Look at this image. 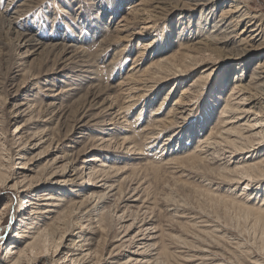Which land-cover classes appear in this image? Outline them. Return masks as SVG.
Instances as JSON below:
<instances>
[{"label":"rangeland","instance_id":"1","mask_svg":"<svg viewBox=\"0 0 264 264\" xmlns=\"http://www.w3.org/2000/svg\"><path fill=\"white\" fill-rule=\"evenodd\" d=\"M151 1L122 0L116 14L113 12L121 0H5L0 5V218L3 223L0 228V264L8 262L9 255L6 254L9 244L16 246L19 252L29 249L33 242L29 237L40 232L45 223L48 233H43L37 250L33 253L26 250L28 255L24 259L26 263L32 261L27 264H53L52 255L56 250H53V246L60 245L58 239L75 226L76 217L69 211H61L59 216H55V221H49L46 216L31 213V208L27 206L22 211L20 206L25 196L21 192L25 184H21V177L16 173L19 171L17 167H33L31 177L39 185L43 184L45 189L42 192L50 186L48 178L54 172L53 160L63 156L70 158L71 154L76 160V168L88 165L99 170L103 162L109 166L108 172L99 175L101 178L96 182L106 178L118 187V191L124 192V199L136 189L140 202L148 206L149 215L152 214L149 217L155 221V226L161 232L171 237L180 236L181 233L191 235L190 233L196 232L189 224H194L195 218L204 217L206 225L213 227L205 230L207 234L202 241H198L197 247L199 244L206 246L210 242L214 243L222 264H264V222H258L253 214H247L245 209H237L229 201L231 196H238L242 192L245 184L227 194L225 183L214 182L213 176L202 170L203 167L195 168L187 158L183 159L195 151L198 140L203 139L218 121L219 108L214 112L209 125L204 122L209 102L213 99L211 89L219 84L218 79L225 75L227 69L235 70L243 57L209 48L205 42L203 45L199 44V39L209 32V27L204 29L203 22L199 20L202 7L166 0V8L158 10L160 12L156 14ZM239 1L246 3L251 13L264 17V0ZM223 2L224 0L218 2L219 7L212 14L216 20H219L226 6ZM46 4L49 5L47 11L58 10V19L51 25L38 23L48 18ZM103 8L106 9L105 18L101 17ZM136 10L140 14L145 10L153 14V18L149 16L150 23L146 26L148 29L143 30L141 28L145 25L135 23L138 15ZM14 12L19 16L14 15ZM110 15L114 19L109 26L105 22ZM15 16L17 21L11 27L8 19ZM210 21L208 26L215 22L213 18ZM123 25L126 26V31L118 35L117 28ZM30 32H34L42 44L19 48L17 36ZM63 42H72L74 47L62 54L50 49V46L56 43L63 45ZM78 49L84 50L91 58L87 68H78L80 63L74 60ZM163 50L165 53L161 56L168 58L175 70L193 63L200 64L198 69H191L187 74V85L199 79L197 104H200V108H197V104L193 106L195 116L187 123L186 120H178L179 126L185 129L184 132H180L182 128L175 125L177 121L174 122L170 113L178 105L181 108L189 104L190 97H187L186 105H175L183 92L182 88L186 87L178 86L179 83L174 82V79L167 80L169 77L165 76L152 80L154 71L151 67L160 59V52ZM260 54L255 51L244 57L250 61L246 69L254 68ZM66 68V71H60ZM213 70L215 72L212 73ZM248 76L249 73L246 74ZM233 78L232 75V82ZM232 82L225 85L220 104L227 101ZM94 84L100 86L98 91H94L96 98L91 96L87 100L84 95L91 92L90 87ZM74 85L81 86L74 92L75 95L63 98L59 113L54 115L47 110L46 105L53 98L52 90H66L75 87ZM147 85L156 87L151 90ZM172 86L174 90L168 96L167 90ZM153 91L158 95L151 96ZM25 94L30 96L32 108L30 107L29 113L24 117H15L20 110L17 105ZM91 100H94V106L77 121L75 113L82 106L80 103ZM161 103L160 119L167 122L164 129H160L158 139H149L156 127L153 114ZM25 108L22 107L21 110ZM24 124V141L18 142L14 128ZM202 126L206 127L199 134ZM192 128L194 132L189 137L188 130ZM43 130L54 138V144L45 145L33 153H26V160H14L27 138ZM197 132L199 135L195 137ZM133 141L138 147H134ZM182 146L187 148V153H182L178 156L179 161L175 162L173 154L180 152ZM92 157L97 161L85 163ZM66 159L60 164L65 161L67 163ZM60 164L57 166H61ZM190 170L196 173H190ZM86 180L84 178L71 187H65L67 202L73 198H83L84 193L81 190L85 188ZM209 182L211 184L207 185ZM217 187L220 190H215ZM73 193L76 197H72ZM35 195L32 194L31 198H36ZM246 197L248 196L242 198ZM246 200L250 202L247 203L248 206L257 209L264 200V189L255 198L252 196ZM122 201L107 199V204L101 206L98 200L93 199L86 205V209L95 216L94 220L92 218L94 225L90 231L94 238L92 248L97 253L96 259L102 260L100 264H108L103 259L109 254L127 256L126 251L132 249L128 248V242L125 241L135 235L144 218L140 214H127L126 220L129 221L121 223L117 217L122 214ZM5 207L8 208L5 210ZM176 207L187 211L188 217L182 220L183 226L168 212V209L173 210ZM37 208L34 210L40 212L45 207ZM73 230L75 233L79 232V229ZM157 243L160 256L155 264H209L197 260L194 252L186 253L187 257L173 255L170 247V252H167L166 246L171 243L168 236L160 238ZM131 247L136 249L135 245ZM64 251L63 248L59 249L54 264H63L62 257L66 254ZM35 257H38L37 261ZM116 261L121 264L124 258L119 256Z\"/></svg>","mask_w":264,"mask_h":264},{"label":"bare ground","instance_id":"2","mask_svg":"<svg viewBox=\"0 0 264 264\" xmlns=\"http://www.w3.org/2000/svg\"><path fill=\"white\" fill-rule=\"evenodd\" d=\"M177 1L188 4L191 3L192 6H196L198 8L202 7L199 20L203 22L204 29H207L209 27L208 28L209 32L208 35H204L201 37L202 39H199L200 45H203V43L205 42L206 46L209 48L224 50L225 52L228 53L229 52L234 53L235 56L237 57L240 58L243 57L242 58L243 60H241L237 64L235 70L231 71L227 69L225 75L221 79H218L219 84H217L215 88L211 89L210 93L213 99L211 100V102H209V108L208 110H206L208 114L207 117L205 116L204 122L207 123V125H209L210 120L214 115V112L216 113V111L219 108V118L217 121L218 126L216 123L212 128H210L208 134L205 137H203V139L201 140L197 139L198 144L195 151L190 154H187V156H185L183 159L187 158V160L190 161L191 164L193 163L195 165V168L196 166L197 168L203 167L202 170H205L208 174L210 173L211 176H213L212 178H214L213 179L214 182H218L220 184L225 183L226 184L225 192H227V194L234 192L239 185L245 184L244 188L242 187L243 188L242 192L238 196L235 197L231 196L232 199L229 200L230 204L232 206H236L237 209H245L247 214H253L258 222H264V200L257 209H254L255 207L253 208L248 206L247 203L250 202L249 200H246L247 198L252 196H254L255 198L256 196H258L260 191L264 189V19H263L264 17L258 13H251L249 8L247 7L248 5H245L246 3L243 4V2H240L239 0H224L223 5L226 6L222 10L223 12H221L222 14L220 18L218 17L219 20H216L212 16V14L219 7L218 2L220 0H177ZM151 2H153L152 3L154 9L153 12L156 14L160 12L158 10L165 9L168 3L166 2V0H152ZM121 3L122 0L120 4L116 6L113 14H116V11L120 7ZM105 10L106 9L103 8V13L101 14V17L103 18L106 17ZM135 13L138 14L137 18L135 19V23H139V24L142 23V25H145L143 28H141L143 30L148 29V27L146 26L148 23H150L149 16L152 17L153 14L151 13L149 14V11L146 10L145 12H143V14H140L138 10H136ZM14 15H16L17 17L19 16L17 12H14ZM16 16L13 17L12 19H8V22L10 23L9 26L13 27L12 24L16 23L17 21ZM211 18H213V20L216 21L214 22V24L208 26L209 23L211 22L210 21ZM113 19H114L113 15H110L109 19L107 20V22H105V24L110 26ZM118 27H120L117 28L118 35L126 31L125 30L126 26L123 25ZM41 44H42L41 40H39V38L36 37V34L34 32L25 33L17 36V46L19 48H23V47L28 48L33 46H39ZM73 47L74 46L72 45V42L67 44L63 42V45L56 43L50 46V49H52L53 52L62 54L67 52L68 49ZM255 51L261 54L259 57H257L256 59L257 64L254 66V68L248 70L246 69V67L250 61L248 62L244 57H247L250 53H253ZM160 53H159L160 59L157 61L155 65L153 64V66L151 67V69L154 71V73L152 74L153 75L152 80L158 79L160 78V76L163 77L165 76V78L169 77L167 80L174 79L175 80L174 82L179 83L178 86L180 85L186 87V88H182L183 92L181 96H179L180 99L176 100L177 102L175 105L178 104H180V106L186 105L185 100L187 99V97L188 98L190 97V101L189 104H187V106L180 108L178 107L179 106L178 105L177 108H175L173 112L171 111L170 113L172 114V119H174V122L177 121L175 125L182 128L181 125L179 126L178 120L181 121L186 120L187 123L189 120H192L194 118L195 116V114H193L195 111L194 105L198 103L197 97L199 95L198 87H197L198 86L197 82L199 81V79H196L194 80L195 81L194 83L187 85L186 84V80L188 77L187 74L189 71H192L195 68L198 69L200 64L193 63L190 66H185L183 68L180 67V69L177 68L175 70L170 65L169 63L170 60L165 56H161L163 55L162 53H165V51L163 50ZM75 55L76 56L74 57V60H77V62L80 63L78 68H82V69L87 68L88 66L86 65L90 63L91 58L86 55V52L82 49H78L75 52ZM261 56L263 57L261 58ZM189 59L191 60L192 57H190ZM66 70L67 68L60 71H66ZM77 71H82V70H77ZM242 71H244V73H242ZM213 72H215V70H213L212 73ZM247 73H249L248 77H246ZM232 75L234 76L233 82H232ZM132 76L133 75H131V77ZM61 82H63V80ZM230 82H232L231 84L232 89L228 91L227 94L229 95V97L227 101L222 103L223 104L222 105L220 104V99L223 94V90ZM80 86L81 85H78V87L75 86L66 90L61 88L57 90H52L51 92L53 93V95L51 97L53 98L52 101L50 102L48 101L49 103L46 105L47 110L51 111V113L54 115L55 113H59L60 109L62 108L63 98L66 96L75 95L74 92L77 91ZM99 87H100L99 84L92 85L90 87L91 92H88L89 94L84 95V97H86L87 100H89L90 98L88 99V97L91 96L93 98H96L94 91H96ZM154 87L156 86L148 87L147 85V88H150L151 90H153ZM173 90H174V86L170 87L167 90L169 91L167 95L169 96ZM154 91L151 94V96L158 95ZM27 94L21 97V102L17 105V108H19L20 110L17 112L15 117H24L27 113H29L31 107L30 104L32 100L30 99V96ZM93 102L94 100H91L90 102L86 101L80 103V105L82 106L80 107L78 112L75 113L76 116L75 118L77 119V121H80L83 118L84 114H86V111L88 112V110L92 106H94L92 105ZM162 105L163 104L161 103L158 109L156 110L157 112L155 111V114H153L155 116L154 120L156 127L153 128L155 132L154 134H150L152 136H150L149 139H154V140L158 139V135L161 134L160 129H164V126L166 125L167 121L160 119L161 116L160 111L162 110ZM199 106L200 104L198 105L197 108H200ZM22 107H26V108L21 110ZM205 127L202 126L199 129L198 131L199 134L203 132ZM14 129H15L14 135L17 137L18 142L24 141V135L26 134V125L24 124ZM181 130L182 131L180 132L185 131L184 128H182ZM193 132H194L193 128L188 130V133H190L189 137H192ZM198 132L197 135H195V137L199 135ZM53 139L54 138H52L49 132H47L46 130L31 134V136H29L25 141L24 146L19 151H17L14 160H18V161L26 160L25 159L26 153H31V152L33 153L34 151L42 148L45 145L54 144ZM132 144L134 145V147H138V144H136L135 141H133ZM186 149L187 148H185V146H182L180 152L173 154V156H175V158H173L175 162L179 161L180 158L178 156H181L182 153H187V151L185 152ZM135 154L136 151L134 155ZM70 156H71L70 158L66 157L67 159L65 158V156H63V157H56L53 160L54 172H52V174L48 178L50 180L49 182L50 186H47V189L42 192L41 190L45 189L43 184L39 185V183L34 182L33 177H31V173H33V167L32 168L27 167V165L17 167L19 171L18 173H16L21 177V184H25L24 189L22 187L23 190L21 192L22 195L25 196V199L23 200L22 205L20 206V208H22V211L26 210L24 209V206L25 207L27 206L28 208H31V213L33 212L36 214H40L42 216H46V219L49 221H55L54 219L55 216H59L61 214L60 213L61 211L62 212L69 211L70 213L73 214V216L75 215L76 217V219L73 217L76 220L75 226L71 227L69 231L66 234H64V236H61L58 239L60 245L59 246L52 245L53 250L54 248L56 249L52 255L53 264L54 262H56L54 258L55 255L58 254L60 248H63L65 250L64 252H66L65 256L63 255L62 257L64 261H62V259L60 260L62 261L63 264H100V262L102 261V260L98 261L96 259L97 253L92 248L93 246L92 240L94 238L92 236L93 234L91 233L90 229L94 225V223L92 222V218L94 220L95 216L93 215L92 212H90L89 209L88 210L86 209L87 203H89L93 199H96V201L98 200L101 206L107 204L106 203L107 199L109 200L118 199L119 201L123 200L121 203L122 210H120L122 214H120L117 217L121 223H125V222L127 223V221H129L126 220L127 214H140L144 217L135 235L130 237L129 241L128 240L125 241L128 242L129 247L128 246L127 247L132 250L126 251L127 256L114 254V253L109 254L106 259H103L106 261V263L117 264L116 261L117 258L119 256H122V258H124V261L121 264H155L160 256V250L157 241L164 236H168L169 241L171 242L169 244L170 246H166L168 247L166 248V251L170 252V249H172L173 255L187 257L188 254L186 253L194 252L197 260H200L202 262H209V264L221 263L219 255L217 254L218 251L213 246L215 245L214 243L210 242V244L206 246L203 245L200 246L199 244V247H197L198 241H202L203 237L207 234L206 229H208V227H213L212 225L209 226L206 225L207 222L204 217L195 218L196 221H194V224H189L190 227L196 233H190L191 235L181 233L180 236L176 235L171 237L166 233L161 232L158 226H155L156 225L155 221H153V219L149 217L152 215V214L149 215L150 209L148 208V206H146L145 203L140 202L141 199L136 189L132 187L134 189L132 190V194L130 193L131 195L129 194L130 196L127 199H124V192L118 191L117 189L118 187L115 186L114 183L109 182L106 178H102L99 182H96L98 178H101V176L99 175L108 172L107 170L109 166H107L103 162L102 166L99 167V170H95L92 167H88V165H84L83 167L76 168V166H74L76 160L74 159V156L72 154ZM63 159L64 160L66 159L67 163L65 161V163L64 164L62 163L61 165L60 163L62 162ZM232 159L235 160L233 162H230L232 161ZM88 161L96 162L97 160L95 157H92L89 158L85 163H87ZM58 164H60L61 166L58 167L57 166ZM189 172L196 173L195 171H191V170ZM84 178H86L87 180H86L85 188L81 190V192L84 193L83 198L82 199L80 197L73 198L72 200L67 202L66 200L67 197L65 196L66 195L65 187L67 186L71 187L79 180H82ZM210 184L211 183L209 182V184L207 185ZM215 190H220V188L217 187L215 188ZM32 194H36L35 195L36 198H31ZM244 196H248V197L242 198ZM72 197H76V194L73 193ZM37 207H45V208L43 210H40V212H37V210H34V209H38ZM177 207L173 210L168 209V212L172 213V216L177 218L178 220L177 222L180 226H183L184 223L182 220L186 219L188 217L187 216L188 214L185 209L182 208L180 209ZM6 208L8 207H5V210ZM119 213L120 212H118V214ZM213 223L215 224L216 222L213 221ZM2 224H3L2 218H0V228L3 226ZM47 227L48 226L45 223L40 232L38 231L34 235H32L31 238L29 237V239L33 240V242L29 245V249L27 247L26 248L30 250L31 253L37 250L43 233H48L49 229ZM73 229H77V230L79 229V232L75 233ZM190 236L193 238L191 239ZM51 241L52 240H50V242ZM132 245L133 246L135 245L136 247L135 250H133L134 247H131ZM26 250L19 252L16 246H13V244H9L7 246V254H6L9 255L7 258L8 262L5 264H27L29 262L31 263L32 261L26 263V260L24 259V257L26 258V255H28L26 254L28 250L27 251ZM46 252L48 253L47 249ZM10 255L12 256L10 257ZM32 255L33 254H31V256ZM37 260L38 257L36 258L35 261Z\"/></svg>","mask_w":264,"mask_h":264},{"label":"snow or ice","instance_id":"3","mask_svg":"<svg viewBox=\"0 0 264 264\" xmlns=\"http://www.w3.org/2000/svg\"><path fill=\"white\" fill-rule=\"evenodd\" d=\"M4 2H5V0H0V5H3ZM14 7H15V5H14ZM48 8H49V5L46 4L45 5L46 11L48 10ZM57 12H58V10L47 11V17L48 18L47 19H43L42 21H38V23L43 22V23H47V24L51 25L53 21L58 19Z\"/></svg>","mask_w":264,"mask_h":264}]
</instances>
